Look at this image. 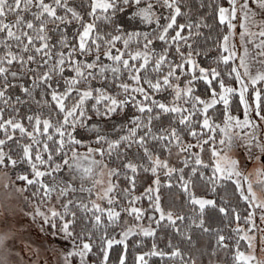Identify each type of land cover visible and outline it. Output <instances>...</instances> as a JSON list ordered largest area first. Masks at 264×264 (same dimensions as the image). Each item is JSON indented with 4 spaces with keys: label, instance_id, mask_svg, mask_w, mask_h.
<instances>
[{
    "label": "snow or ice",
    "instance_id": "1",
    "mask_svg": "<svg viewBox=\"0 0 264 264\" xmlns=\"http://www.w3.org/2000/svg\"><path fill=\"white\" fill-rule=\"evenodd\" d=\"M0 264H264V0H0Z\"/></svg>",
    "mask_w": 264,
    "mask_h": 264
},
{
    "label": "trees",
    "instance_id": "2",
    "mask_svg": "<svg viewBox=\"0 0 264 264\" xmlns=\"http://www.w3.org/2000/svg\"><path fill=\"white\" fill-rule=\"evenodd\" d=\"M211 222L215 224V223H220L221 221H220V218L217 216ZM223 226L225 227V231H227V225L223 224ZM194 239H196L198 243L206 245L208 243L209 237L206 235H202V234H194ZM129 241H130V244L133 243L132 238H129Z\"/></svg>",
    "mask_w": 264,
    "mask_h": 264
}]
</instances>
